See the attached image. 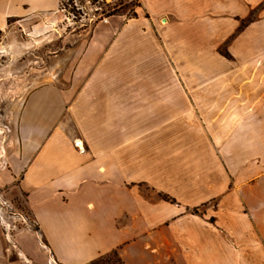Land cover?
Returning <instances> with one entry per match:
<instances>
[{
    "label": "crops",
    "instance_id": "crops-1",
    "mask_svg": "<svg viewBox=\"0 0 264 264\" xmlns=\"http://www.w3.org/2000/svg\"><path fill=\"white\" fill-rule=\"evenodd\" d=\"M63 1L0 0V30ZM140 3L26 99L0 264H264V0Z\"/></svg>",
    "mask_w": 264,
    "mask_h": 264
},
{
    "label": "rangeland",
    "instance_id": "rangeland-1",
    "mask_svg": "<svg viewBox=\"0 0 264 264\" xmlns=\"http://www.w3.org/2000/svg\"><path fill=\"white\" fill-rule=\"evenodd\" d=\"M140 5V0H64L60 10L52 15L12 23L0 30V194L11 197L13 206L9 211L15 221L18 215L13 212L24 209V205L20 194L9 190L8 184L13 173L12 161L18 157V119L26 99L41 88L66 91L74 80V66L86 41L103 34V24H109L112 16L136 17ZM24 213H20L24 226L38 236L36 226ZM238 250L237 262H248L241 259L240 247ZM251 257L257 258L255 262H264L257 253ZM120 262V255L111 251L90 264ZM29 264L59 263L48 255V262Z\"/></svg>",
    "mask_w": 264,
    "mask_h": 264
},
{
    "label": "built area",
    "instance_id": "built-area-1",
    "mask_svg": "<svg viewBox=\"0 0 264 264\" xmlns=\"http://www.w3.org/2000/svg\"><path fill=\"white\" fill-rule=\"evenodd\" d=\"M75 145L79 148V151L81 153H84L85 152V148H84V145H83V143H82L81 140L76 141L75 142Z\"/></svg>",
    "mask_w": 264,
    "mask_h": 264
},
{
    "label": "trees",
    "instance_id": "trees-1",
    "mask_svg": "<svg viewBox=\"0 0 264 264\" xmlns=\"http://www.w3.org/2000/svg\"><path fill=\"white\" fill-rule=\"evenodd\" d=\"M137 15V13L135 12L134 13V16H136ZM113 252L118 256L119 255V252L117 251V250H113ZM122 260V259H121ZM90 263H92V262H90ZM89 263V264H90ZM121 264H124V262H120Z\"/></svg>",
    "mask_w": 264,
    "mask_h": 264
}]
</instances>
